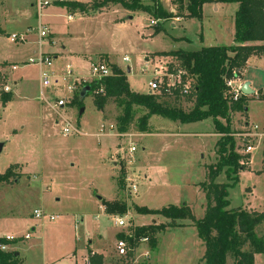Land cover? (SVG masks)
Segmentation results:
<instances>
[{
  "label": "rangeland",
  "instance_id": "374dc122",
  "mask_svg": "<svg viewBox=\"0 0 264 264\" xmlns=\"http://www.w3.org/2000/svg\"><path fill=\"white\" fill-rule=\"evenodd\" d=\"M28 1L0 0V63L7 61L11 65L7 81L0 77V95L4 88L12 95L8 103H0V144H4L0 174L8 168L13 172L10 182L0 186V238L12 243L6 252H17L21 264H79L87 257V247L105 251V261L110 264H188L193 256L190 231L180 227L157 235L154 251L149 243H137L132 259L124 262L117 256L115 236L126 234L128 229H120L114 221L123 217L128 226L164 225V218L138 215L135 207L161 210L183 203L195 220L204 216V192L197 185L208 180L206 167L216 163L215 144L220 136L213 135V121L173 125L167 119L152 117L151 132L136 136L132 125L127 134L120 136L114 120L118 110L112 102L100 112L92 94L80 99L82 89L97 80L91 75V62L80 56H92V61L106 66L115 65L137 93L148 92L151 80L158 81L160 91L169 88V73L174 74L177 89L191 86L195 82L181 60L149 54L231 46L237 5L207 4L201 18H188L175 0H160L164 12L172 13L174 18L152 24L145 13H138L131 21L120 24L116 22L120 13L112 10L90 18L77 14L69 20L64 8L54 2L42 11L41 23L50 36L54 35L56 43L51 47L48 39L39 47L38 19ZM93 1L74 0L83 4L84 16L93 14ZM30 2L32 5L33 0ZM153 26L162 27V31L154 35ZM22 34L26 35L25 41H10L11 36ZM50 49L65 55L52 59L46 54L53 52ZM42 53L52 60V67L45 68L50 76L48 86L41 83V68L32 63ZM126 57L128 61L124 62ZM244 69L238 71L239 76ZM259 81L264 82V78ZM240 84L236 79L224 96L232 100ZM68 87H74V91L69 92ZM57 100H63L65 106L56 108ZM181 100L184 112L190 111L192 92ZM229 117L235 151L248 155L245 147L253 148L249 169L228 191L229 209L264 213V137L256 134L264 132V101L249 103L248 119L242 112ZM66 123L78 133L64 135ZM110 125L113 129L109 131ZM101 126L103 134H99ZM176 128L181 135L174 136ZM158 130L169 135L159 137ZM242 134L251 135L249 143L242 141ZM133 144L136 150L128 155ZM121 172L125 173L122 189L117 185ZM215 183H227L224 171ZM115 199L124 202L126 215L105 214L99 201ZM34 210L42 212V218L36 219ZM256 234L264 236V224ZM254 259L255 264H264V255Z\"/></svg>",
  "mask_w": 264,
  "mask_h": 264
},
{
  "label": "trees",
  "instance_id": "16d2710c",
  "mask_svg": "<svg viewBox=\"0 0 264 264\" xmlns=\"http://www.w3.org/2000/svg\"><path fill=\"white\" fill-rule=\"evenodd\" d=\"M179 10H186L188 18H201L202 7L206 4H237L234 14V38L231 46L206 47L196 52L171 51L162 52L157 56H170L181 60L180 64L195 82L192 88V108L184 112L181 107L179 90L171 93L139 94L130 89L126 75L115 65L109 64L111 75L93 81L90 92L93 95L95 108L103 112L112 102L118 114L115 117L116 130L119 134H126L134 125L136 132L148 133L152 117L167 119L179 124L199 123L211 119L214 134L220 135L216 144V163L206 167L207 181L197 187L204 192L205 214L200 220H195L191 210L184 203L179 207L166 206L161 210L135 207L138 215L160 216L165 219L164 225H148V227L130 226L126 232L116 236L128 244V254L124 258L131 260L132 249L136 248L141 238H147L152 251L157 248V235L168 228L181 227L184 220L190 221L197 232L198 239L203 242L205 251L199 264H255L256 255H264V236H258L256 229L264 224V213L248 212L242 208L229 209L228 191L238 183L241 172L248 170L250 155H240L235 151L234 135L230 132L229 119L234 113L245 112V96L236 99H227L224 93L227 89L226 81L241 79L238 75L240 69L246 67L247 61L253 57L264 58V0H175ZM68 13H85L83 4L78 2L58 3ZM93 12L119 7L130 13L138 12L147 14L152 21L164 22L174 18L172 13L164 12L160 0H94L91 4ZM154 35L162 31L153 26ZM9 64H0V77L7 81L6 74ZM236 73H233V72ZM12 95L2 91L0 103H8ZM261 99V97H260ZM190 101V100H189ZM223 120L225 125L221 122ZM227 183L216 184L215 180L223 173ZM10 168L0 174V186H5L13 178ZM125 173L121 172L117 180L118 188L124 187ZM108 216L127 213L124 202L114 200L106 202L100 200ZM131 222V221H130ZM12 243L0 238V264H21L19 254L13 251L4 252L2 247ZM89 264H106L101 254L88 252Z\"/></svg>",
  "mask_w": 264,
  "mask_h": 264
},
{
  "label": "built area",
  "instance_id": "2783aa9c",
  "mask_svg": "<svg viewBox=\"0 0 264 264\" xmlns=\"http://www.w3.org/2000/svg\"><path fill=\"white\" fill-rule=\"evenodd\" d=\"M74 0H54L53 2H50L49 0H33V4H32V7L35 11V15L38 19V27H37V30H36V33L38 35V45L39 47L42 45V42H44L45 40H48L49 39V36H50V33L48 32L47 28L42 25L41 23V18H42V11L47 8L48 6L54 4V2H57V3H66V2H72ZM151 23L153 24L154 21L151 20ZM25 38H26V35H19V36H11L10 37V41L13 42V43H20V42H23L25 41ZM128 59L125 58L124 59V62H127ZM33 64L35 63V65L39 66L41 68V76H40V79H41V83L43 86H48L49 85V82L48 80L50 79V76H49V73L45 71V68H50L52 67V60L49 56L47 55H44V53H42L40 55V57L38 58V60L36 62H32ZM90 67V71H91V75L96 78L97 80H100L102 78H106V77H109V75H111V70H110V67H107L106 65L100 63V62H91V64L89 65ZM11 69L15 70V67H12ZM233 73H236L235 71ZM68 75H71V72L69 71L68 69V72H67ZM177 74H180V71L177 72ZM169 80H168V83H170V86L169 88H165L164 91L168 92V93H171L173 91H175L177 88H176V81L174 82L173 78H174V74L173 73H169ZM182 77V76H181ZM179 78V77H178ZM192 81V80H191ZM236 82V79L234 80H229V81H226V86L228 88H231L232 85ZM148 87H149V91L148 93H160L162 91H160V86H159V83L157 80H151L149 81L148 83ZM194 87V84L189 86V85H183L180 87V89H177L179 90V93L180 95H188L189 93L192 92V88ZM176 88V89H175ZM4 92H8L9 89L8 88H4L3 89ZM68 91L69 92H72L74 91V87H68ZM240 93V87H238L237 90H235V95H234V98L233 99H236ZM56 108L57 107H63L65 106V102L63 100H57L56 102ZM113 127L110 126L109 130H112ZM253 129L256 130V126H253ZM104 130V127L102 126L101 129L99 130L100 133H102ZM62 132L64 135H67L69 133H72V134H75V133H78V130L74 127V126H71L69 123H66L65 124V127L62 129ZM240 138H242V141L244 143H249L250 142V138H251V135H247V134H242L240 136ZM136 148H135V145H130L129 148H128V155H132L133 152H135ZM253 148L250 147V146H246L245 147V150L244 152L246 154H249L251 153L250 151H252ZM133 189L134 186H133ZM34 214V217L36 219H40L42 218V212L38 211V210H34L33 212ZM114 225L119 227L120 229H124V228H129L130 225L128 226V223L124 220L123 217H118L115 221H114ZM27 237V236H26ZM138 243H145L147 244L148 243V239L147 238H141L139 239ZM115 249L117 251V256L120 257V258H126L127 254H128V251H129V248H128V244H126V242L122 239H118L115 241ZM2 251L6 252V247H2L1 248ZM134 249H132V252L134 253ZM148 253L145 254V257H148ZM82 264H89L87 259L86 261H84Z\"/></svg>",
  "mask_w": 264,
  "mask_h": 264
},
{
  "label": "crops",
  "instance_id": "0c3cea01",
  "mask_svg": "<svg viewBox=\"0 0 264 264\" xmlns=\"http://www.w3.org/2000/svg\"><path fill=\"white\" fill-rule=\"evenodd\" d=\"M28 4H29V6H30V8H32L33 9V7H32V5H31V2H30V0L28 1ZM207 5V4H206ZM213 5V4H212ZM215 5V4H214ZM217 5V4H216ZM223 5V4H222ZM237 5V4H236ZM204 7H205V5L202 7V11L204 10ZM121 8H119V7H111L110 9H108V10H101V11H98V12H93V14L92 15H87V16H84V15H82V14H85V13H81V12H75V13H72V14H70V13H68V11L64 8V11H65V13L66 14H68V17H69V20H71L72 18V16H74V15H77V14H79V15H81V16H83V17H95V16H97V15H101V14H104V13H108V11H110V10H112V11H118L119 13H120V19H117L116 20V22L117 23H120V24H122L123 22H126V21H131L134 17H135V15H137L138 14V12H134V13H130V12H128V11H124V10H120ZM217 8H214V10H216ZM35 13H33V15H34ZM86 15V14H85ZM147 15V14H146ZM35 16V15H34ZM148 16V15H147ZM129 17H131V19H129ZM148 18L149 19H151L149 16H148ZM172 27H175V24H172L171 25ZM234 32H235V29H234ZM234 35V34H233ZM49 39H50V42H49V44L51 45V47H54L55 46V39H54V35L52 34L51 36H49ZM210 47V46H209ZM212 47H215V46H212ZM203 48H206V47H203ZM51 51H53L52 49H50ZM46 54L47 55H49L50 57L52 56L53 58L52 59H55L56 57H58V56H60L61 58H63V56L65 55L64 53H62L61 51L60 52H58V51H53V52H46ZM157 54H162V53H157ZM157 54H149L151 57H153V56H157ZM97 55H105V56H107V57H109L108 55H106V54H97ZM81 58H83L84 60H86V58H87V60L89 61V62H96V61H92L91 59H92V56L90 57V56H80ZM86 57V58H85ZM151 57H149V58H151ZM127 59H128V57H126ZM125 59V58H124ZM124 59H123V61H124ZM86 60V61H87ZM148 61V60H147ZM2 62H6L7 64H9L7 61H2ZM145 62H146V59H145ZM0 64H2V63H0ZM91 64V63H90ZM89 64V65H90ZM117 66H120L119 64H116ZM9 66H11L10 64H9ZM12 67H14V66H12ZM120 67H122V66H120ZM129 71H130V68H129ZM128 71V72H129ZM126 75V74H125ZM259 78H264V58L263 57H257V56H253V57H251L248 61H247V64H246V67H245V69H244V72H243V74L241 75V79H239V81L241 82V84L243 85V83H245V82H248V83H250V88L254 91V93L252 94V96H248V97H246V99H247V101H246V109H247V111L245 110V112H243V114L245 115V117H247V113L249 112V103H252V102H254V101H264V85H261V84H263L264 82H260L259 81ZM126 79H127V76H126ZM127 83H128V80H127ZM240 84V85H241ZM14 85H15V83H14ZM130 85V84H129ZM241 85V86H242ZM130 89L133 91V92H135L132 88H131V86H130ZM149 91V90H148ZM42 93V92H41ZM137 93V92H136ZM145 93H147V91L145 92ZM145 93H139V94H145ZM260 97H261V99H260ZM247 106H248V108H247ZM236 115H237V113H235ZM247 119H248V117H247ZM204 121V120H203ZM249 121V120H248ZM150 123H151V121H150ZM173 123V125H179V124H177V123H174V122H172ZM249 123V122H248ZM182 124V123H181ZM193 124V123H192ZM250 124V123H249ZM110 126H112V125H110ZM102 127V126H101ZM113 127V126H112ZM110 128V127H109ZM109 128H108V130H109ZM101 129V128H100ZM104 131V130H103ZM110 131V130H109ZM159 132H157V133H159V134H157V136H159V137H166V136H168L169 134L168 133H161V130H158ZM149 132H151V131H149ZM99 134H103V132L102 133H100L99 132ZM127 134V133H126ZM186 134H188L189 136H195V134L196 133H186ZM259 137H264V132H263V130L260 132V133H256ZM119 135V134H118ZM125 134H121L120 136H124ZM134 135H136V136H142V135H145V134H140V133H136V134H134ZM171 136H173V134H170ZM178 135H181V134H179V132H178V128H176V132H175V134H174V136H178ZM213 135H215V137H217V136H220V135H216V134H213ZM218 140V139H217ZM217 142V141H216ZM254 148H256V147H254ZM251 153H252V151H250ZM251 153H249V155H250V161H251ZM249 166H250V164H249ZM248 169H249V167H248ZM242 173V172H241ZM240 173V174H241ZM239 177H240V175H239ZM198 186V185H197ZM205 197V196H204ZM98 199H100V198H98ZM116 200V199H115ZM112 201H114V200H112ZM112 201H106V202H112ZM100 202V201H99ZM102 206V205H101ZM102 209H104L103 207H101ZM244 209V208H243ZM245 210V209H244ZM256 210H248V212H255ZM104 212H105V209H104ZM106 214V213H105ZM113 217V216H112ZM180 225H182L181 227H180V229L181 230H184V229H186V230H189L190 231V245L192 246L191 247V250L193 251V256L191 257V259H189L190 260V262L188 263V264H198L199 263V261L201 260V258H202V256H203V254H204V251H205V247H204V244H203V242H201L199 239H198V237H197V232H196V229L194 228V226H192L191 225V223H190V221H188V220H184V222H181L180 223ZM136 226V225H135ZM143 226H147V225H142V226H139V227H143ZM176 228H179V227H176ZM175 228V229H176ZM174 228H168L166 231H170V230H173ZM33 231L35 232V229H33ZM164 233H166V232H164ZM163 233V234H164ZM159 236V235H158ZM158 236H157V240H158ZM116 237V236H115ZM8 238V237H7ZM186 238V237H185ZM158 243V242H157ZM186 243V242H185ZM91 244V242H89L88 243V245H90ZM188 244V243H187ZM157 246H158V244H157ZM87 250H88V252L90 251L92 254H101L102 256H103V261L106 263V264H110V263H108V262H106L105 261V258H106V255H105V251H103V250H100V248H97L96 250H91L89 247H87ZM74 256H76L75 254H74ZM73 256V257H74ZM87 257H88V253H87ZM87 257H85V258H83L80 262H79V264L80 263H82L85 259H87ZM255 258V257H254ZM22 264H24V261H23V263Z\"/></svg>",
  "mask_w": 264,
  "mask_h": 264
},
{
  "label": "water",
  "instance_id": "95a60500",
  "mask_svg": "<svg viewBox=\"0 0 264 264\" xmlns=\"http://www.w3.org/2000/svg\"><path fill=\"white\" fill-rule=\"evenodd\" d=\"M129 19H131V17H129ZM127 71H129V68L127 69ZM90 92V87H84L80 93V99H83L87 96V94ZM254 93V91L250 88V83L245 82L243 83V85L240 87V94L248 97V96H252V94ZM247 111V109H245ZM84 109H80V115L83 114ZM4 147V144H0V153L2 151Z\"/></svg>",
  "mask_w": 264,
  "mask_h": 264
}]
</instances>
